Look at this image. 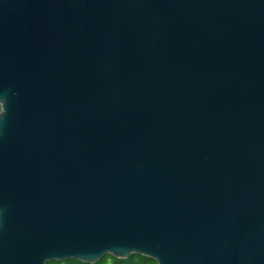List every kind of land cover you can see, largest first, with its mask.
I'll use <instances>...</instances> for the list:
<instances>
[{
  "label": "water",
  "instance_id": "1",
  "mask_svg": "<svg viewBox=\"0 0 264 264\" xmlns=\"http://www.w3.org/2000/svg\"><path fill=\"white\" fill-rule=\"evenodd\" d=\"M264 264V0H0V264Z\"/></svg>",
  "mask_w": 264,
  "mask_h": 264
},
{
  "label": "trees",
  "instance_id": "2",
  "mask_svg": "<svg viewBox=\"0 0 264 264\" xmlns=\"http://www.w3.org/2000/svg\"><path fill=\"white\" fill-rule=\"evenodd\" d=\"M47 264H88V263L80 262L76 259H68L63 261H51V262H47ZM95 264H156V262L150 258L134 254L127 259H117L112 257L111 255H105Z\"/></svg>",
  "mask_w": 264,
  "mask_h": 264
}]
</instances>
